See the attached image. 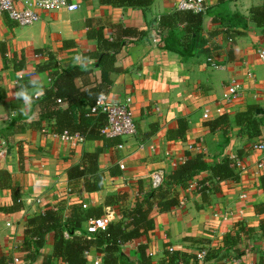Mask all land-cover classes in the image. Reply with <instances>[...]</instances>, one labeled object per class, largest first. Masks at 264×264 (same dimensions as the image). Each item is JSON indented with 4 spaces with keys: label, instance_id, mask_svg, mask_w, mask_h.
Returning <instances> with one entry per match:
<instances>
[{
    "label": "crops",
    "instance_id": "0c3cea01",
    "mask_svg": "<svg viewBox=\"0 0 264 264\" xmlns=\"http://www.w3.org/2000/svg\"><path fill=\"white\" fill-rule=\"evenodd\" d=\"M71 1L79 8L42 11L39 20L29 25H17L6 14L0 16V169L10 172L23 202L19 210L0 212V264L15 256L28 264H65L53 254L52 231L45 235L42 247L35 252L34 247L30 249L35 258L25 259L29 252L24 225L29 216L47 206L69 216L77 206L101 205L104 212L112 213L108 222L115 221L121 203H105L109 195L125 192L122 204L128 207L157 186L156 173L164 175L174 160L183 161L198 152L212 163L228 157L238 180L220 181L219 190L207 194L205 200L191 186L195 181L189 189H179L182 204L167 212H153L152 231L123 245V253L137 263L138 245L146 243L150 264H160L169 247L192 255L206 248L213 255L238 220L250 232L237 245L244 253L236 264H257L264 238L254 206L264 202V166L257 168L261 154L251 148L257 138L241 132L234 119L252 106L254 115L264 120V61L257 56V49L264 48V26L248 20L246 27L235 28L240 33L229 36L233 27L228 29L210 14L218 0H206L207 12H211L193 33L179 21L167 29L160 26L162 16L176 12V0H153L146 7ZM262 2L231 0L226 11L248 17L250 8ZM89 29L100 30L106 40L123 41L108 69L98 64L100 46L87 35ZM74 65L89 69L75 80L81 90L101 82L111 99H131L136 134L118 136L120 143L112 146L88 139L73 146L51 132L54 119L42 118L38 99L51 86L50 72ZM230 79L239 81L243 90L225 100V84ZM31 80L40 82L43 95L25 107L16 92ZM257 108L263 111L257 113ZM222 114H227L230 126L211 130L206 122ZM181 117L187 120L185 138L167 139V130ZM85 151L98 152L103 187L87 192L81 180L79 190L71 192L67 170L80 164ZM231 156L239 158L244 169L237 168ZM207 175L203 172L201 177ZM10 201L9 189H0V202ZM215 212L227 213V219L214 216ZM92 228L89 219L74 234L89 237L96 231ZM226 252L221 253L232 256ZM85 256L87 264L95 259L102 264V255L94 247ZM218 257L208 258L210 264L218 262Z\"/></svg>",
    "mask_w": 264,
    "mask_h": 264
},
{
    "label": "trees",
    "instance_id": "16d2710c",
    "mask_svg": "<svg viewBox=\"0 0 264 264\" xmlns=\"http://www.w3.org/2000/svg\"><path fill=\"white\" fill-rule=\"evenodd\" d=\"M101 1L113 5L146 7L153 0ZM230 1L218 0L217 7L212 12L206 10L204 13H194L176 9V12L162 16L160 26L167 29L175 21H179L186 24L188 33H193L201 25L205 14L210 12L213 19L227 25L228 29L233 27V34H228L229 36L240 33L235 28L238 26L246 27L248 20L253 21L257 26H264V0L262 4L250 8L248 17L239 13L230 14L227 12L226 5ZM126 32H130V30L126 29ZM87 35L97 39L100 46L97 52L98 64L101 68L108 69L109 64L113 62L114 54L120 49L123 41L106 40L100 30L89 29ZM87 72L89 69L77 65L60 72H50L51 86L38 99L41 116L45 120L54 119V122L50 123L53 133L78 132L85 139L102 140L106 146L119 144L118 136L107 137L101 131L106 123V115L90 111L96 98L107 92L105 84L100 82L96 86L84 90H81L76 84L75 80L78 76ZM254 110L250 106L245 111L238 112L234 119L236 124L240 126V131L250 139L261 137L264 128L263 118L256 117ZM206 123L211 130L230 126L227 114H222ZM186 130L187 120L182 117L178 118L176 126L167 130L166 137L167 139H184ZM98 162V152L85 151L81 156L80 164L68 168L67 177L71 192L79 190L81 180L87 192L98 191L103 187V172L99 169ZM203 172H208V175L201 177ZM238 178V173L231 166V160L228 157L212 163L206 161L201 152L187 156L186 159L165 172L161 182L149 193L136 197L134 203L128 207L122 204V201L127 197L125 192L109 195L105 203L113 205L121 203L118 208V218L109 222L104 229L96 230L89 237L84 234H74V231L80 229L84 221L100 217L104 213L101 205L86 208H82L81 205L77 206L76 213L69 216H64L58 208L47 206L41 213L29 216L26 220L24 225L27 241L25 248L29 253L25 259L32 260L35 258L34 252L42 247L45 235L52 231L54 232L53 254L60 257L65 264H87L85 252L91 247H94L102 255V264H150L146 243L138 245L137 263H134L123 253L122 247L152 231L154 228L153 212H167L181 205L182 199L178 190L189 189L193 181L196 182L194 191L200 193L202 199L205 200L207 194L219 190L220 181H237ZM0 189H9L11 197L8 204L0 202V212H13L23 206L18 185L13 182L10 172L4 169H0ZM254 208L260 216L258 229L264 238V202L255 204ZM65 232L68 233V237L65 236ZM248 232H250L249 226H245L243 221H235L233 230L220 239L221 243L216 250L217 253L213 255L209 253L207 258L211 256L215 258L222 251H227L233 257H240L244 250L237 245L242 235ZM33 247L35 248L34 252L30 253V249ZM223 256L226 255L223 254ZM189 258L194 259V261L190 262ZM160 264L197 263L192 254L167 249ZM257 264H264V251Z\"/></svg>",
    "mask_w": 264,
    "mask_h": 264
},
{
    "label": "built area",
    "instance_id": "2783aa9c",
    "mask_svg": "<svg viewBox=\"0 0 264 264\" xmlns=\"http://www.w3.org/2000/svg\"><path fill=\"white\" fill-rule=\"evenodd\" d=\"M66 8L67 10H75L79 8V4L71 0H0V16L6 14L17 25L24 26L32 24L39 20L42 11H51L57 8ZM177 10L192 11L194 13H204L208 9L206 0H176ZM257 56L261 61H264V48L257 49ZM243 86L236 79H230L225 84V90L223 98L229 100L232 96L238 95L242 92ZM37 98V97H34ZM60 102V99H58ZM90 111L92 113H103L106 115V123L101 129L102 133L107 137L113 136H133L136 134L137 129L134 120V111L131 107V99L126 98L125 101H118L111 99L106 93L100 94L94 105L91 106ZM60 139L69 142L75 146L85 141V137L78 132L63 131L62 133H54ZM121 146V145H118ZM251 148L260 152L261 156L257 163V168L261 169L264 166V135L251 143ZM234 165L239 169H244V165L236 156H231ZM180 160H174L172 166L175 167ZM119 167L124 169V164L120 163ZM163 178V172L156 173L154 175L155 185L161 182ZM196 186V184L191 185ZM110 210H105L104 214L97 218H92V229L99 230L104 229L109 223L111 216ZM214 216L222 220L227 219V213L215 212ZM65 236L68 237V233L65 232ZM169 251H173L172 247L168 248ZM87 255V251L85 252ZM208 249L202 248L194 253V258L197 264H210L207 258ZM219 261L214 264H236L239 257L223 256L219 254ZM194 259L191 260L193 262ZM28 264V261H23L19 256L13 257L11 260L4 264ZM99 260L95 259L93 264H98Z\"/></svg>",
    "mask_w": 264,
    "mask_h": 264
},
{
    "label": "clouds",
    "instance_id": "9594fccd",
    "mask_svg": "<svg viewBox=\"0 0 264 264\" xmlns=\"http://www.w3.org/2000/svg\"><path fill=\"white\" fill-rule=\"evenodd\" d=\"M43 95V87L37 80L29 81L28 85H21L16 92V97L21 99L25 107H30L34 97Z\"/></svg>",
    "mask_w": 264,
    "mask_h": 264
},
{
    "label": "water",
    "instance_id": "95a60500",
    "mask_svg": "<svg viewBox=\"0 0 264 264\" xmlns=\"http://www.w3.org/2000/svg\"><path fill=\"white\" fill-rule=\"evenodd\" d=\"M262 111H263V110L260 109V108H257V110H256L257 113H260V112H262ZM156 185H158V183H157Z\"/></svg>",
    "mask_w": 264,
    "mask_h": 264
},
{
    "label": "rangeland",
    "instance_id": "374dc122",
    "mask_svg": "<svg viewBox=\"0 0 264 264\" xmlns=\"http://www.w3.org/2000/svg\"><path fill=\"white\" fill-rule=\"evenodd\" d=\"M223 254V253H222Z\"/></svg>",
    "mask_w": 264,
    "mask_h": 264
}]
</instances>
